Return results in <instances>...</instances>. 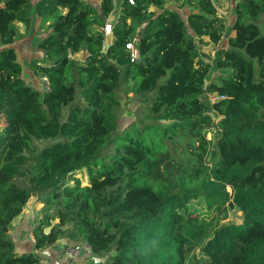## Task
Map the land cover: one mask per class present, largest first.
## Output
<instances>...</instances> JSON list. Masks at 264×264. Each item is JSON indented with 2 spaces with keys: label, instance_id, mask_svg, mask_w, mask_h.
Returning <instances> with one entry per match:
<instances>
[{
  "label": "trees",
  "instance_id": "trees-1",
  "mask_svg": "<svg viewBox=\"0 0 264 264\" xmlns=\"http://www.w3.org/2000/svg\"><path fill=\"white\" fill-rule=\"evenodd\" d=\"M170 2L121 0L109 42L114 0H0V264H41L63 237L90 264H264V0L236 2L214 81L199 47L219 45L225 19L213 0H182L186 16ZM34 16L43 95L13 46ZM123 94L148 100L128 124ZM32 196L36 251H18L10 228Z\"/></svg>",
  "mask_w": 264,
  "mask_h": 264
},
{
  "label": "rangeland",
  "instance_id": "rangeland-1",
  "mask_svg": "<svg viewBox=\"0 0 264 264\" xmlns=\"http://www.w3.org/2000/svg\"><path fill=\"white\" fill-rule=\"evenodd\" d=\"M94 4H98L99 0H89ZM121 0H114L115 2V11L111 14L110 17L107 18V23L113 24L114 21L117 19L119 3ZM238 0H213L215 6L217 7L218 14L225 19L226 23V30L224 36L219 43V45H215L214 43L210 42L208 38H205L207 43L200 45V52L205 60L210 61L212 65L211 74L208 77V81L216 80V77L221 74H227L228 70H222L214 66V61L217 57V47L224 46L227 43V39L230 35H234V31L231 29L232 23L235 18V4ZM173 8H178L183 16H186L188 9L183 8L182 0H172L169 3ZM48 23L43 22L40 18L34 16L32 20V25L29 28H25L24 24L22 23H15L14 27L18 33L17 39L14 42L13 46L17 49L18 58L20 59L23 65V77L26 82L32 86L33 88H37L41 95L45 93L47 90L46 79L42 76H36L34 71L31 67V61L34 59H38L40 61L44 60L43 52L37 47L38 41L46 33V26ZM107 41H111L113 39L111 33L107 35ZM4 48V45L0 43V49ZM73 58L82 60L84 58V53L79 52L72 55ZM124 95V94H123ZM121 95L122 101V108H121V116H122V123L128 124L135 120L136 113L134 111L136 109H143L147 105L148 100L140 99L139 97L130 94V96ZM217 96L215 94H208L207 99L212 102L215 100ZM216 117V116H215ZM219 117H216L218 119ZM6 122L0 120V128L5 127ZM211 137V134H208V138ZM187 139L181 138L178 140V144L181 148H185ZM39 147L46 145L49 143L38 141L37 142ZM176 144L177 149L179 150V145ZM76 176L81 180L82 185L88 184V178L85 172L77 173ZM43 204L36 196H32L28 203L25 205L22 213L17 216L11 225L9 235L13 239L16 244V248L18 251H36L34 250V230L40 225L41 218L43 216L42 208ZM242 213L238 210H231L229 212L228 221L231 222H240L242 220ZM58 222L57 219H53L50 221V224L47 225L46 223L43 226L44 231H49L51 226ZM42 224V225H43ZM68 227V226H67ZM69 228V227H68ZM67 237L60 238L57 242L56 246L60 245V247L66 251L65 248L76 244L70 241ZM83 254L89 255L86 251L82 252ZM79 254V253H78ZM64 256V255H62ZM76 256V255H75ZM74 256V257H75ZM92 261H94L92 259ZM92 261L90 263H92ZM67 262V261H66ZM62 264V263H61Z\"/></svg>",
  "mask_w": 264,
  "mask_h": 264
},
{
  "label": "crops",
  "instance_id": "crops-1",
  "mask_svg": "<svg viewBox=\"0 0 264 264\" xmlns=\"http://www.w3.org/2000/svg\"><path fill=\"white\" fill-rule=\"evenodd\" d=\"M41 257V264H90L93 260L97 258L92 254L86 255L82 252L76 254L70 261L66 262L64 259V250L60 247V245L51 246L44 250L36 251ZM93 262V261H92Z\"/></svg>",
  "mask_w": 264,
  "mask_h": 264
},
{
  "label": "built area",
  "instance_id": "built-area-1",
  "mask_svg": "<svg viewBox=\"0 0 264 264\" xmlns=\"http://www.w3.org/2000/svg\"><path fill=\"white\" fill-rule=\"evenodd\" d=\"M130 2L133 3V0H129ZM104 33L106 35H109L111 33L112 35V24L106 23L105 27L103 28ZM127 47L130 49H133V57H136L138 55L137 50L134 49V45L133 43H128ZM66 251H64V259L65 261H70L76 254H78L80 251L84 250V251H89L90 247L88 246V244L83 243L82 245H75V246H69L67 248H65Z\"/></svg>",
  "mask_w": 264,
  "mask_h": 264
}]
</instances>
